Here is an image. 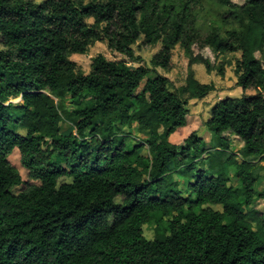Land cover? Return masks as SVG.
<instances>
[{"label": "trees", "instance_id": "16d2710c", "mask_svg": "<svg viewBox=\"0 0 264 264\" xmlns=\"http://www.w3.org/2000/svg\"><path fill=\"white\" fill-rule=\"evenodd\" d=\"M100 39L127 60L97 54L84 73L69 55ZM137 40L160 43L150 66ZM0 43V264H264V0H0ZM176 44L220 75L194 47L240 52L242 94L211 107L209 145L170 141L216 90L156 73ZM14 149L37 181L19 192Z\"/></svg>", "mask_w": 264, "mask_h": 264}, {"label": "rangeland", "instance_id": "374dc122", "mask_svg": "<svg viewBox=\"0 0 264 264\" xmlns=\"http://www.w3.org/2000/svg\"><path fill=\"white\" fill-rule=\"evenodd\" d=\"M35 2H40L42 0H33ZM204 1H201L203 4ZM236 4H242L244 0H232ZM207 4L204 5L203 10H207ZM89 23L92 20H88ZM2 47L0 43V48ZM133 50L135 55L142 58V63L150 66L151 56L159 49L160 43L157 42L154 45H142L140 40H137L133 45ZM194 52L199 53L207 58H209L216 65L223 67L224 74L220 75L216 69L207 71L203 64L193 63L189 65V59L184 53L182 47L176 44L171 57V63L168 69L157 68L156 73L163 74L169 78L172 83V87H178L185 82V79L189 73H192L194 77L202 83L212 82L216 86V90L210 92L202 99H191L188 101V115L186 126L179 127L170 136V141L174 143H180L191 131L196 130L197 133L204 139L207 145L212 143L211 132L204 127L203 121L209 115L211 107L218 99L225 97H238L242 94L241 87H237L235 84L236 76L234 74L235 60L239 58L240 52L234 53H222L219 56H215L209 48H204L199 50L194 47ZM97 54L104 55L107 59H117V60H127L123 55L113 51L107 45L105 39L96 40L91 45H89L88 50L84 54L73 53L69 55V58L73 60L77 67L84 73L89 72L91 58ZM255 58H257L264 67V52H255ZM155 74L150 73L148 76H154ZM143 82L141 83V85ZM253 90H246V93H252ZM9 101L13 103H20V97L10 98ZM24 133L23 130H20ZM136 136L139 135L138 132L134 133ZM231 135H229L230 137ZM232 139V150L238 152L241 147V142L236 138ZM146 154V151H143ZM9 161L21 174L24 183L16 188H13L14 192H19L22 188L24 189L29 184H35L37 181L30 180L28 178L27 171L21 166L19 162V152L14 149L9 156ZM256 166L258 168L259 180L256 184L258 189H262L264 186V161L259 159L255 160ZM232 183L236 184L237 181L232 179ZM214 209H221L220 206H213ZM253 208L259 211L264 210V199H257ZM143 234L147 239H152L154 236L153 223H147L143 225Z\"/></svg>", "mask_w": 264, "mask_h": 264}, {"label": "bare ground", "instance_id": "6f19581e", "mask_svg": "<svg viewBox=\"0 0 264 264\" xmlns=\"http://www.w3.org/2000/svg\"><path fill=\"white\" fill-rule=\"evenodd\" d=\"M14 98H16V97H14Z\"/></svg>", "mask_w": 264, "mask_h": 264}, {"label": "water", "instance_id": "95a60500", "mask_svg": "<svg viewBox=\"0 0 264 264\" xmlns=\"http://www.w3.org/2000/svg\"><path fill=\"white\" fill-rule=\"evenodd\" d=\"M131 67H133V66H131Z\"/></svg>", "mask_w": 264, "mask_h": 264}]
</instances>
